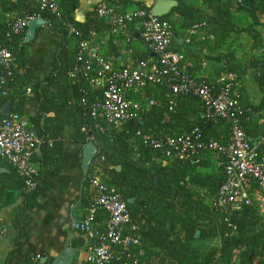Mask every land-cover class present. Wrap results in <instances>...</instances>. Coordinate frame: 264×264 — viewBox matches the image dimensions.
Segmentation results:
<instances>
[{"label":"crops","instance_id":"0c3cea01","mask_svg":"<svg viewBox=\"0 0 264 264\" xmlns=\"http://www.w3.org/2000/svg\"><path fill=\"white\" fill-rule=\"evenodd\" d=\"M17 1L0 4L1 23L8 25L13 19L24 16L14 10L13 4ZM67 1H59V12L63 14L70 8L71 23L82 26L94 16L95 8L101 2L126 12L145 7L151 10L157 0H76L72 5ZM174 1L177 5L165 17L172 25L173 50L184 55L180 65L182 72L209 82L230 72L237 73L246 109L244 123L252 131L247 137L254 144L255 136L264 133V80L262 84L258 80V74L262 72L259 62L264 59V0H250L251 6L248 8L241 4L242 9L232 0ZM26 6L27 9L38 10V0H27ZM43 20L46 24L37 29L32 40L26 41L28 28L21 35L23 40L19 47L23 54L14 64L17 69L12 92L14 100L0 104L2 117L17 110L30 120L31 128L40 139L32 161L39 171L34 188L26 189L21 175L0 159V264L18 263L19 258H14L18 251L40 256L38 262L34 258L35 264H52L67 248L72 251L70 264H87V248L92 242L74 228V223L85 217L94 202L95 189L90 185V177L102 178L93 162L87 174L82 169L83 151L92 146V142H81L76 126L77 115L67 101L74 98L71 96L74 81L65 77L63 71L59 83L67 92L58 91L56 86L46 87L41 101L33 92L34 84L46 85V78L54 68L66 69L69 66L77 43L76 38L70 36L72 25L65 23L63 18L58 23L60 26L54 28ZM100 21L106 27L105 32L92 30L89 40L110 59L114 68H134L144 58L155 59L140 38L138 22L129 26L135 38L127 43L122 35L110 33L104 20ZM198 24L200 27L193 31ZM62 25L69 27L68 36L64 35ZM169 96L167 89L159 87L129 94L136 101L154 100L160 106ZM2 97L0 99H4ZM41 109L48 111L39 118ZM169 112L176 114L177 118L171 122L176 131L188 132L203 121L206 134L211 139L218 138L219 142L228 140L229 131L223 122L201 119L203 108L196 99L180 97L175 109ZM140 154L137 152L136 157ZM201 161L205 163V170L198 171L203 175L210 180L224 178V163L218 155L205 152ZM199 192L205 195L209 189H200ZM213 195H210L208 203ZM105 223L106 215L99 213L98 227H104ZM138 252L141 254L140 249Z\"/></svg>","mask_w":264,"mask_h":264},{"label":"built area","instance_id":"2783aa9c","mask_svg":"<svg viewBox=\"0 0 264 264\" xmlns=\"http://www.w3.org/2000/svg\"><path fill=\"white\" fill-rule=\"evenodd\" d=\"M242 3L243 0H232ZM41 14H48L62 21L59 0H38ZM99 19L106 22L110 33L122 35L129 43L133 34L129 26L140 24V38L155 59L140 61L134 68L116 69L107 56L90 40H80L77 63L70 79L81 75L95 90L99 98L87 108L92 126H84L82 131L86 141H94V131L104 133L107 129H120L129 122L137 121L156 105L154 100L136 101L129 97L133 91L148 87L165 88L169 91L168 110L173 111L177 99L195 98L203 108L201 119L221 121L228 131L226 142L206 140L203 131L194 127L176 136L153 135L137 130L135 138L144 149L160 153L163 159L198 160L205 152L222 158L224 178L209 207L212 213L223 217L229 231L236 226L230 222L233 213L255 205L264 215V135L253 144L243 126L245 114L239 91V75L230 72L209 82L182 72L180 65L184 55L172 48L173 33L169 22L152 15L151 10L136 9L121 12L114 5L105 2L95 8ZM15 18L9 25L6 37L20 36L29 23L41 19L42 15ZM200 24L193 27V31ZM77 38L80 32L70 27ZM15 59L11 52L0 46V95L10 93L9 82L13 75ZM30 93V89L27 90ZM81 104L86 105L82 99ZM40 144L30 120L21 114L12 113L0 120V159L16 170L24 180L26 189L36 185L39 171L33 165V158ZM139 156V155H138ZM104 157L95 159V167ZM90 185L95 189V199L85 217L74 223V228L92 243L87 248L88 264H141L136 252L142 246L140 228L133 222L127 204L116 189L108 187L98 176L90 177ZM106 215L104 227H98L97 216ZM228 234H226L227 236ZM40 256H36L38 262Z\"/></svg>","mask_w":264,"mask_h":264},{"label":"trees","instance_id":"16d2710c","mask_svg":"<svg viewBox=\"0 0 264 264\" xmlns=\"http://www.w3.org/2000/svg\"><path fill=\"white\" fill-rule=\"evenodd\" d=\"M5 2H9V0H0L1 6ZM26 2L27 0H18L13 4L14 10L18 11L20 16L41 14L39 8L38 10L27 9ZM67 2L72 5L76 0ZM236 5L242 9L241 3ZM140 9L150 10L149 7ZM6 11L10 12L11 10L7 9ZM41 15L48 21L50 28L60 26L58 24L60 21H56L50 15ZM62 18L65 23L77 29L81 37L77 38L73 33L70 35L76 38L77 43L74 59L69 66L66 69L54 68L50 76L46 78V85H41V83L33 85V92L40 97V101L42 96H45L44 91L47 90L44 88L46 87L56 86L58 91L67 92L59 81L63 71L65 77H69L78 65L76 55L79 41H89L92 30H104V32L106 30L95 11L94 16L82 26H74L71 23L70 8L63 11ZM161 19L169 22L168 17ZM10 23L7 25L0 21V46L7 48L17 63L23 54L19 47L23 38L21 35L6 37ZM170 26L172 30V25L170 24ZM62 28L64 35L68 36L69 27L65 28L62 25ZM145 60L146 58L141 61ZM259 69L262 71L258 74V80L261 83L264 80V59L259 62ZM16 70L14 67L9 82L10 93L6 97H2L4 99H0V104L14 100L12 92L16 80ZM73 81L71 96L74 98L67 101L77 115V132L81 135V142L84 143L86 135L82 128L94 125V121L88 115L87 108L99 98L100 91L93 89L81 75H78ZM82 99L86 100V105L81 104ZM44 103L47 104L46 101ZM164 104L167 105V108ZM45 111L48 110L41 109L39 111V118ZM244 111L242 122L246 134L250 137L252 131L244 123L245 108ZM13 113L20 114L17 110H13ZM3 118L0 115V120ZM167 118L169 122H167ZM176 118V114L169 112L168 100H166L161 106L156 104L150 108L140 120L129 122L120 130L107 129L104 133L94 131V141L90 142L97 149L96 159L104 157V161L97 166L102 180L116 189L127 204L133 222L140 228L141 254L138 250L136 251L140 257V263L264 264V215L260 214L255 205L233 213L230 222L236 226V231H229L223 223V217L212 213L208 203L210 195L216 192L215 190L223 181V177L210 180L207 175L198 171L201 167H205L201 158L197 161L165 160L160 153L144 149L141 145L137 146L138 139L135 138L137 130L156 136L182 134L181 131H176L171 124ZM194 127H199L203 131L206 140L211 139L206 134L205 122L201 121ZM263 135L264 133H258L255 137L258 139ZM215 140L219 141L218 138ZM135 149L141 153L138 158ZM160 161L164 163H160ZM221 170L223 171V168ZM204 188L209 189L205 195L199 192ZM129 200H133V202L128 203ZM226 234L228 235L226 236ZM208 237L218 238L220 244L211 246L204 251L194 245L195 242ZM35 257V255L23 254L18 251L14 258L20 260H17L16 264H35Z\"/></svg>","mask_w":264,"mask_h":264},{"label":"water","instance_id":"95a60500","mask_svg":"<svg viewBox=\"0 0 264 264\" xmlns=\"http://www.w3.org/2000/svg\"><path fill=\"white\" fill-rule=\"evenodd\" d=\"M242 6L250 7L251 1L250 0H243ZM177 5V2L174 0H157L153 6L151 7V13L155 17L163 18L167 16L171 9ZM46 22L41 19H35L29 23L27 34H26V41L29 42L35 37L36 31L39 27L45 25ZM10 112L8 115L12 114ZM97 155V149L95 147L89 146L86 147L82 154V169L85 174L88 173L90 166ZM133 200H129L128 203H132ZM71 255L72 251L67 248L65 251L61 253L58 259L54 261L52 264H70L71 263Z\"/></svg>","mask_w":264,"mask_h":264},{"label":"rangeland","instance_id":"374dc122","mask_svg":"<svg viewBox=\"0 0 264 264\" xmlns=\"http://www.w3.org/2000/svg\"><path fill=\"white\" fill-rule=\"evenodd\" d=\"M161 162L162 161H160V163ZM162 163H164V162H162ZM199 170L200 171H204L205 168L203 167V168H200ZM190 187H192V186H190ZM218 244H219V239L215 238V237H208L205 240L201 239L200 241L194 243V245L197 246L202 251L208 249L211 246H215V245H218Z\"/></svg>","mask_w":264,"mask_h":264}]
</instances>
